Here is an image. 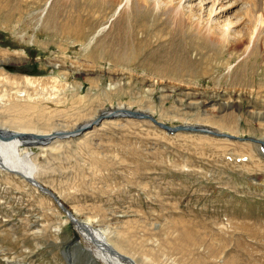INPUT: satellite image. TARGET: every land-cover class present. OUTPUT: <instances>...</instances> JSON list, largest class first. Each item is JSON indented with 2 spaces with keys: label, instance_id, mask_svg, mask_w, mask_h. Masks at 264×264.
<instances>
[{
  "label": "rangeland",
  "instance_id": "374dc122",
  "mask_svg": "<svg viewBox=\"0 0 264 264\" xmlns=\"http://www.w3.org/2000/svg\"><path fill=\"white\" fill-rule=\"evenodd\" d=\"M254 1L0 0V56L21 58L0 61V127L72 131L126 105L264 139V21L244 35L249 14L264 19ZM173 4L193 25L176 28ZM260 145L117 116L21 153L137 264H264ZM58 209L0 170V264H103Z\"/></svg>",
  "mask_w": 264,
  "mask_h": 264
},
{
  "label": "bare ground",
  "instance_id": "6f19581e",
  "mask_svg": "<svg viewBox=\"0 0 264 264\" xmlns=\"http://www.w3.org/2000/svg\"><path fill=\"white\" fill-rule=\"evenodd\" d=\"M114 1L117 2L118 0H114ZM120 2L122 3L123 0L122 1L120 0ZM126 2H127L126 6H125L126 9H131L132 5H133V0L132 1L131 0H126ZM256 6H257V4H256ZM169 9L170 10L168 11V14H169L168 18L169 19H174V21H176V23H177L176 28H181L183 30L185 25H188V24L193 25V23L191 21L188 22L189 20L187 21L185 17H182L183 14L180 12V4H173ZM124 10H125V8H124ZM263 21H264V19L262 18L261 15H259V13L258 14L257 13L249 14V19H248V22H247L248 23L247 24V26H248L247 29L248 30H247V33L244 34L245 37H250V39L252 40L253 36L251 34H254L256 32V30H258L257 27ZM260 28H261V26H260ZM198 29L201 32L202 29L199 28V26H198ZM176 30L178 31V29H176ZM226 36H227V31L226 32H222L221 35H220V38L222 40H225ZM20 60H21V58L17 57V56H11V55L0 56V61H3V62L20 61ZM126 108L127 109H133V107H129V106H126V105H121V106L118 105V106H115L114 108L113 107L106 108L105 110L101 111L100 114L97 115L95 118L89 119L83 125L80 124V126H85V125L94 123L102 115L105 117V119H107V118L109 119L111 117H109L108 114H110V116H112V112L117 114L119 111H122L123 109H126ZM134 109H137V108H134ZM138 111L150 112L151 114H153L151 111H148V110L138 109ZM3 128H5L4 132L7 133V134H11V133H15V132L29 133V134L26 135V137H24V138H20L18 136H13V138L9 139L8 141H1L0 140V170L5 171L8 174L11 173V174L20 176L22 179H24L25 181L30 183V185H32L33 187L37 188V190H39V188L37 187V185L35 183H39V184L44 185V186H45V184H43V182H41V180H39L37 178V174H38L37 171H38L39 168H38V166L36 164V159L33 158L32 154H31V152L29 150H26L25 153L22 154L21 153V147H24V148L26 147V148L29 149L30 147H33V146H45V145H47L49 143L48 140L45 143H43V140H39V138H37V136L39 134H41V133H39V132H37V133L30 132V130H32V131L35 130V129H32V128H22V127H20L18 129L17 128L16 129H11L10 126L9 127L5 126ZM3 128L1 127V129H3ZM64 128L65 127H60L59 129L65 131ZM27 129H29V130H27ZM53 130H51L50 132L52 133ZM65 132H68V131H65ZM51 133H48V134H51ZM30 134H34V137H28ZM45 134H47V133H45ZM81 134H83V133H81ZM66 138H70V137H66ZM66 138H60V139H66ZM10 170H13V171L11 172ZM262 190L264 191V188H262ZM59 202H60V207L61 208L64 207L70 213V215H68L65 211H62V212H64V214L68 215V218H67L66 222L70 221V222L74 223L76 229L80 232V234L87 241H89L90 243H93L94 248H95L94 251L96 253V256H97V258L100 261L103 262V264H133V263L137 264L133 257H131L130 255H127L125 253L124 250L126 248L123 249L124 247L120 248L117 245L115 246L114 244H112L108 240L109 238L107 239L106 233H109V234L113 233L112 229L110 227L95 228V227H93L94 226V224H93L94 222H93V220L91 218H89V217H81L76 210L69 209L66 206L65 202L60 200V198H59ZM57 204L59 205V203H57ZM58 210L61 211L62 209H58ZM129 231L130 230H128V232L125 233L124 236H122L124 238L123 240L127 241L128 244L131 242V240L129 239L130 236H129V238L127 236ZM107 236H109V235H107ZM112 249H114L116 252L113 253ZM141 250H143V249H141ZM117 252L122 254L123 256L119 255ZM125 256H127L126 258H128V257L129 258L126 259ZM155 261H157V260H155Z\"/></svg>",
  "mask_w": 264,
  "mask_h": 264
},
{
  "label": "water",
  "instance_id": "95a60500",
  "mask_svg": "<svg viewBox=\"0 0 264 264\" xmlns=\"http://www.w3.org/2000/svg\"><path fill=\"white\" fill-rule=\"evenodd\" d=\"M108 116L111 118L117 117V116H122V117L124 116V117H129V118L149 120L154 125H156L157 127L161 128V129H164L168 133H177V132H182V131H188V132H192V133L210 135V136H213L216 138H225V139H229V140H239V141H243V142L251 141L254 143L262 144L261 146L264 147V139L257 138L255 136L240 137V136L235 135V134L223 132V131H221L217 128H214L212 126L199 124V123H184V124H179V125L173 126V125H169V124L163 122L160 118L156 117L155 115L151 114L150 112L138 111V109H134V108L133 109H127V108L123 109L122 111H119L117 114L112 112V116H110V114H108ZM103 117L104 116L102 115L94 123H91V124H88L85 126L76 127L75 129H72V131H68V132L57 131L56 133H51V134H48V133L42 134L41 133L37 136V138H39V140H43V143H45L47 140L49 142L50 139H53L56 136L60 137V138L76 137V136L80 135L81 133H83L85 130H87V129L95 126V125H98L103 119H105V117L104 118ZM28 134L29 133H20V132L7 134L4 132V129H1V127H0V140L1 141H8L9 139H12L13 136H18L20 138H24ZM28 137H34V134H30ZM10 171L12 172L13 170H10ZM35 184L37 185V187L39 188V190L42 193L47 194L48 196L52 197L53 201L55 203H59V206H60L59 197L57 196L55 191H53L51 188L44 186V185H41L39 183H35ZM62 210L65 211L68 215H70V213L64 207H62ZM112 252L114 253L116 251L114 249H112ZM118 254L123 256L120 253H118ZM125 258H126V256H125ZM126 259H128V258H126Z\"/></svg>",
  "mask_w": 264,
  "mask_h": 264
}]
</instances>
